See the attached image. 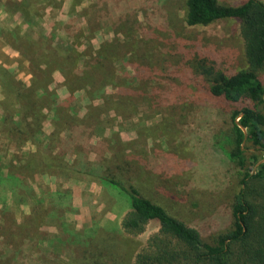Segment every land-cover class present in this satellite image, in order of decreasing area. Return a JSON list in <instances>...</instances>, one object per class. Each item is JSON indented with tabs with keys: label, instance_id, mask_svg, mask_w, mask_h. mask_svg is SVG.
<instances>
[{
	"label": "rangeland",
	"instance_id": "rangeland-1",
	"mask_svg": "<svg viewBox=\"0 0 264 264\" xmlns=\"http://www.w3.org/2000/svg\"><path fill=\"white\" fill-rule=\"evenodd\" d=\"M219 1L235 5L242 0ZM33 5L37 15L30 12ZM185 7V0H0V78L1 68L6 69L34 90L36 68L22 38L32 35L44 45L70 43L66 32L77 37L76 47L92 52L78 57L76 69L86 64L92 71L102 44L113 42L100 61L104 75L116 76L114 82L104 76L106 88L90 93L84 82L65 81L59 71L50 78L38 76L48 89L45 98L56 101L54 109L43 106L40 129L21 139L0 125L2 264H87L86 257L132 264L157 230L151 223L138 236L125 233L120 220L129 203L107 184L25 166L56 131L66 161L88 162L134 184L203 235L228 226L226 207L235 178L225 171L216 147L224 124L218 104L201 90L204 75L193 65L199 57L231 69L245 67L240 22L227 17L191 26ZM85 20L91 27L85 28ZM0 101L6 104L0 105V115L3 109L13 111L14 98L1 85ZM89 103L98 107L86 118Z\"/></svg>",
	"mask_w": 264,
	"mask_h": 264
},
{
	"label": "trees",
	"instance_id": "trees-1",
	"mask_svg": "<svg viewBox=\"0 0 264 264\" xmlns=\"http://www.w3.org/2000/svg\"><path fill=\"white\" fill-rule=\"evenodd\" d=\"M185 1L184 19L188 25H208L227 17L236 18L240 22L244 44L247 65L243 68L231 69L199 57L194 59L196 64L193 65L198 73L204 75L206 81L201 90L218 104L217 110L221 114L225 132L217 140V152L222 155L220 158L224 160L227 174L235 178V192L226 207L231 220L224 231L203 235L196 227L172 215L163 205L145 196L134 184L127 185L115 176L105 175L88 162L73 164L66 161L64 152L60 150L62 147L58 142L57 131L49 136V144H39L37 156L32 153L25 166L30 164L42 172L63 171L70 176L94 178L123 193L129 203V209L120 220L125 233L138 236L151 223L157 225V230L148 236L134 255L132 264H264V2L242 0L239 4L232 5L219 0ZM32 7L31 14L37 15L36 6ZM59 22L67 25L66 21ZM85 25V28L91 27L86 20ZM13 33L16 38L17 33ZM66 33L70 43L62 40L54 45H44L32 35L22 38L29 60L36 68L34 90L24 88L20 80L1 68L0 85L14 98V109L12 112L3 109L6 104L0 101V105L4 106L0 125H6L13 137L32 138L40 129L43 106L47 104L48 108H53L52 105L56 102L53 97L45 98L48 89L47 86L40 85L43 84L40 83L41 78H50L55 71H59L65 81L84 82L83 87L89 86L86 88L88 93L100 87L106 88L104 76L113 82L116 79L115 74L106 72L104 75L100 61L113 42L106 41L102 44L103 48L99 52L103 54L100 56L97 53L95 58L98 59L92 71L86 64L76 69L78 57L92 56V52L87 47L80 50L74 44L77 37L73 33ZM43 36L47 37L46 34ZM9 42L16 46L11 39ZM145 64L149 62L145 60ZM143 67H140L138 73ZM97 78L98 83H95ZM114 84L116 88L122 87L117 82ZM96 107L98 106L93 103L87 105L86 118H91V109ZM72 139L80 144L78 137L73 136ZM20 178V175L15 176V180ZM2 181L4 176L0 171V182ZM77 259L73 257L69 261L77 263ZM83 260L87 264H111L97 258L86 257Z\"/></svg>",
	"mask_w": 264,
	"mask_h": 264
}]
</instances>
